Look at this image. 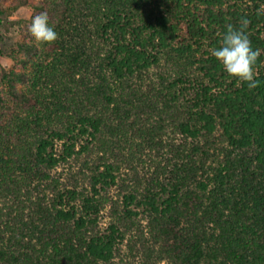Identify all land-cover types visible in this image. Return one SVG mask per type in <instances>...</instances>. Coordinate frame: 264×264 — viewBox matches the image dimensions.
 <instances>
[{
    "label": "trees",
    "instance_id": "trees-1",
    "mask_svg": "<svg viewBox=\"0 0 264 264\" xmlns=\"http://www.w3.org/2000/svg\"><path fill=\"white\" fill-rule=\"evenodd\" d=\"M77 1L10 2L11 10L33 8V16L47 12L58 38L37 44L28 31L30 21L24 39L11 53L15 66L10 70L0 67V202L11 196L22 203V194L33 202L31 183L38 180V188L41 181L51 178V170L88 150L90 143L85 140L98 139L106 123L104 115L86 107L70 112L69 105L75 101L64 99L66 87L61 84L51 85L49 93L42 87L44 80L49 81L48 67H72L78 69L76 74L92 66L94 59L85 47H72L69 42L74 39L67 38ZM84 2L93 6L96 33L111 46L102 67L116 83L157 65L162 51L173 49L181 58L192 57L197 52L194 45L207 43L204 55L191 61L206 80L196 81L194 95L186 102V118L179 121L178 129L191 138L220 130L221 141L228 147L252 155L248 160L246 156L227 158L212 176L213 186L202 180L197 182L198 191L189 188L186 176L178 175L174 183L163 186L162 196L150 192L138 200L136 194L128 193L123 200L125 213L137 215L131 209L136 203L156 214L163 249L172 264H264V15H257L264 0ZM241 18L249 20L246 33L252 47L260 50L255 89L230 77L212 55L227 25L239 27ZM183 31L188 36L185 41L181 40ZM106 77L100 75L103 83L89 87L85 99L103 96L107 108L115 104L119 112L115 89ZM192 83L183 77L170 82L174 98L177 86L180 94L189 95ZM81 104L85 105L83 100ZM58 142H62L61 152ZM116 169L113 163L104 162L90 176L86 193L60 189L51 204L38 200V219L12 221L9 242L0 231V264L111 262L124 239L119 226L111 224L99 234L90 227L99 221L102 193L116 185Z\"/></svg>",
    "mask_w": 264,
    "mask_h": 264
},
{
    "label": "rangeland",
    "instance_id": "rangeland-1",
    "mask_svg": "<svg viewBox=\"0 0 264 264\" xmlns=\"http://www.w3.org/2000/svg\"><path fill=\"white\" fill-rule=\"evenodd\" d=\"M11 1L15 0H0V67L9 70L15 66L11 53L17 43L24 39V33H27L25 25L34 14L33 8L28 6L11 10ZM72 14L67 38L74 40L69 44L72 47L84 46L86 54L94 59L92 66L82 67L76 74L74 71L78 69L73 70L72 67H48L45 74L49 81L44 83V80L42 87L46 88L43 91L49 93L51 85L57 88L61 84L66 87L64 99L75 101V104L69 105L70 112L73 113L76 108L84 111L86 107L91 113L104 115L106 123L98 139L85 140V143H90L88 150L51 170V178L41 181L38 188V180L31 183L32 193L29 197L33 202L25 194L21 195L22 203L14 201L11 196L0 202V231L9 242L12 221L16 218L28 222L33 218L38 219V200L51 204L60 189H77L86 193L90 176L97 166L109 162L117 167V182L102 193L104 201L99 221L90 229L99 234L107 231L111 224H117L124 239L117 245L113 260L104 264H172L163 249L164 240L159 236L156 214L146 206L134 203L131 209L138 214L127 215L124 196L134 193L138 200L144 199L150 192L162 196L163 186L174 183L178 175L186 176L189 188L193 190H199L197 182L202 180L210 181L213 186L212 176L221 163L227 158L241 156H246L248 160L251 152L228 147L227 143L221 141L220 130L211 135L191 138L178 129L179 121L186 118V102L194 95L196 81L206 80L191 61L204 55L208 49L207 43L201 47L194 45L197 52L192 57L181 58L173 49L162 51L157 65L116 83L108 69L102 67L111 46L96 33L93 6L78 0ZM186 39L188 36L183 31L181 40ZM186 74L188 76H184ZM100 75H106L109 84L114 87L119 112H115V104L107 108L103 96L85 99L89 96V87L103 83ZM177 77L192 80L189 95L180 94V86H177V96L174 98V89L169 84ZM114 83L117 87L113 86ZM57 148L58 152L62 151V142L57 143ZM80 148L78 145L77 149Z\"/></svg>",
    "mask_w": 264,
    "mask_h": 264
},
{
    "label": "clouds",
    "instance_id": "clouds-1",
    "mask_svg": "<svg viewBox=\"0 0 264 264\" xmlns=\"http://www.w3.org/2000/svg\"><path fill=\"white\" fill-rule=\"evenodd\" d=\"M257 15H264V6L257 9ZM248 24L247 18H241L239 27L227 25L220 44L213 48L212 55L230 77L247 83L249 89H255L259 83L255 78V65L260 56V50L252 47L246 33ZM28 31L37 44H50L58 38L54 26L50 24L47 12L33 16Z\"/></svg>",
    "mask_w": 264,
    "mask_h": 264
}]
</instances>
